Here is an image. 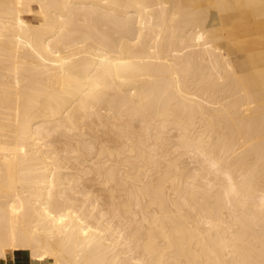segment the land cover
<instances>
[{
  "label": "bare ground",
  "instance_id": "bare-ground-1",
  "mask_svg": "<svg viewBox=\"0 0 264 264\" xmlns=\"http://www.w3.org/2000/svg\"><path fill=\"white\" fill-rule=\"evenodd\" d=\"M17 253L264 264V0H0V264Z\"/></svg>",
  "mask_w": 264,
  "mask_h": 264
},
{
  "label": "rangeland",
  "instance_id": "rangeland-1",
  "mask_svg": "<svg viewBox=\"0 0 264 264\" xmlns=\"http://www.w3.org/2000/svg\"><path fill=\"white\" fill-rule=\"evenodd\" d=\"M27 18L33 22L36 20L35 17L29 15L27 16ZM221 44L224 50L227 52V54H229V56L231 57V59H233L234 63L237 66L242 67L247 63V54L240 50L238 45H236L233 40H224L221 42ZM17 255H20V257L24 260H29L26 253H17Z\"/></svg>",
  "mask_w": 264,
  "mask_h": 264
},
{
  "label": "crops",
  "instance_id": "crops-1",
  "mask_svg": "<svg viewBox=\"0 0 264 264\" xmlns=\"http://www.w3.org/2000/svg\"><path fill=\"white\" fill-rule=\"evenodd\" d=\"M14 259V260H12ZM12 264H35L33 262H31L30 260H24L20 257V255H13L11 258Z\"/></svg>",
  "mask_w": 264,
  "mask_h": 264
}]
</instances>
